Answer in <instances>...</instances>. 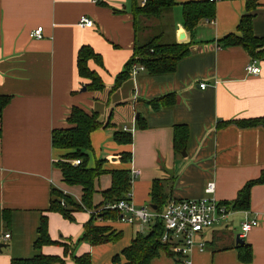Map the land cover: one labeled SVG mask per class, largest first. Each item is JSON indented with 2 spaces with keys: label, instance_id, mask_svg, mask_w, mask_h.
I'll return each instance as SVG.
<instances>
[{
  "label": "crops",
  "instance_id": "obj_1",
  "mask_svg": "<svg viewBox=\"0 0 264 264\" xmlns=\"http://www.w3.org/2000/svg\"><path fill=\"white\" fill-rule=\"evenodd\" d=\"M136 1L144 4V0H0V99L9 98L4 104L0 100V264L38 253L63 258V245L75 244L76 257L90 255L92 264H113L114 257L121 256L140 232V226L135 230L122 219L99 221V226L123 232V238L117 244L91 246L80 243L91 212L75 213L74 222L49 212L54 189L78 204L82 201V188L67 185L56 168L70 152L52 146L53 131L70 128L68 119L74 107L89 114L99 112L106 124L111 121L110 128L91 135L88 169L103 160L107 173L128 171L129 194L136 207L150 204L152 209L156 180L169 181L170 199L214 197L231 205L264 172V127L225 124L264 118V60L256 61L261 73L253 76L247 67L255 60L245 49L218 45L230 34L239 35L248 0L214 3L215 17L204 19L193 36L184 28L182 5L207 0H175L170 14L174 29L168 39L178 44L193 42V54L172 75L150 77L142 72L112 92L136 45L156 34L149 33L145 19L135 28L132 8ZM257 3L253 32L264 39V0ZM82 17L93 20L95 27H81ZM38 28H43L40 40L31 37ZM84 46L100 57V63L91 60L88 66L104 83L102 92L89 91L90 81L79 74L78 54ZM168 95L176 96L175 107L155 110L149 106V101ZM98 104L106 108L99 110ZM140 118L145 126L137 129ZM176 126L189 130L187 145L179 154L174 150ZM117 132L131 133L132 144H118L114 140ZM124 153L131 154L130 161L121 160ZM209 183L215 184L212 196L206 194ZM111 184L110 174L98 179L95 205L102 202L101 193ZM6 213L9 225L4 220ZM44 216L49 235L58 244L36 251ZM246 220L258 221L242 239L253 249L250 264H264V185L253 187L249 210H234L226 221L197 236L191 264H246L237 251L241 224ZM236 222L240 231L231 230ZM203 242L206 248L201 252L198 246ZM73 253L66 258L67 264H75ZM177 262L162 253L152 264Z\"/></svg>",
  "mask_w": 264,
  "mask_h": 264
},
{
  "label": "trees",
  "instance_id": "obj_2",
  "mask_svg": "<svg viewBox=\"0 0 264 264\" xmlns=\"http://www.w3.org/2000/svg\"><path fill=\"white\" fill-rule=\"evenodd\" d=\"M258 0H248L247 13L242 17L238 26L237 34H230L224 39L218 41L222 49L241 47L246 50L252 60H264V39L258 38L253 32V20L257 9ZM176 7L175 0H146L145 4L134 3L132 13L135 20V28L141 26V19L158 20L160 22V32L151 36L146 42L137 44L134 55L127 63L124 71L118 77L116 86L112 92H117L126 82L131 79V70L134 66H144L145 72L150 77L172 75L176 73L178 65L184 59L193 54L194 43L178 44L169 40V34L173 32L174 24L163 26L170 22V14ZM183 25L187 32L194 35L196 28L206 18L215 17L214 3L207 1L190 2L182 5ZM168 33L166 34V31ZM139 32L136 30V33ZM94 60L100 63V57L95 54L91 47L84 46L78 54V71L83 79L90 81L87 86L89 91L102 92L105 85L96 72L90 70L88 63ZM4 103L9 98L0 99ZM149 106L155 110L162 108H173L176 105V96L168 95L152 101ZM70 128L54 130L52 133V146L55 149L69 151L62 161L56 164V168L61 172L63 181L69 186H78L82 188L81 204L76 203L71 197L65 195L62 191L54 189L52 192V202L49 212L58 213L69 222H74V214L81 211L91 212V218L85 225V232L80 243H88L91 246H101L105 244H117L123 238V232H117L109 226H99V221H115L122 218L118 211L107 210L106 207L121 200H126L131 191L132 181L128 171L115 170L107 173L103 166L106 161H99L95 169H88L89 157L87 152L92 151L91 135L100 129H107L111 126L101 120L99 112L93 111L91 114L81 108L74 107L68 119ZM144 121L140 118L136 121V128H143ZM225 124H236L242 128L264 127V118L230 121ZM189 130L186 126H176L174 135V150L179 154L187 145ZM114 140L120 145L132 144L133 136L131 133L117 132L114 134ZM130 153H124L121 156L123 162L131 160ZM75 160H81V165L74 166ZM110 174L112 178L111 187L101 193L102 202L99 205L94 204L96 194V182L105 175ZM257 185H264V172L261 176L249 182L238 194L236 201L231 204L235 211H247L251 205V191ZM169 181L156 180L152 184L151 206L157 207L156 212L161 213L170 200L168 193ZM227 204V203H223ZM229 205V204H227ZM6 225L10 224L7 213L4 215ZM147 233L137 232L131 245L124 249L121 256L113 259V264H121L124 258L125 264H152L162 253L167 256L180 260V256L174 252V245L163 243L165 234V224L161 219H155L148 226ZM39 238L34 244L36 251H40L44 246L58 244L53 241L48 231V218L42 217L38 229ZM65 247L64 257L47 256L38 253L33 258L15 259L11 264H67L66 258L75 251L77 244L73 246L63 245ZM70 248L72 250H70ZM239 259L241 262L250 264L253 259V249L248 244L237 247ZM75 264H92L90 255L76 257L72 256Z\"/></svg>",
  "mask_w": 264,
  "mask_h": 264
},
{
  "label": "built area",
  "instance_id": "obj_3",
  "mask_svg": "<svg viewBox=\"0 0 264 264\" xmlns=\"http://www.w3.org/2000/svg\"><path fill=\"white\" fill-rule=\"evenodd\" d=\"M216 3L223 0H209ZM146 0H144L145 4ZM80 26L83 28H94L95 23L88 17H82ZM32 38L43 39V28H38L31 34ZM145 72L144 66H134L131 70V76L137 77L140 73ZM247 72L250 75L258 76L261 69L256 65V61L247 67ZM202 89L205 85H201ZM81 160L73 161L74 166L81 165ZM135 178V177H134ZM215 193V184L209 183L206 188V194L212 196ZM107 210L118 211L122 215V221L134 225L138 223L140 232L143 233L145 226L151 224L155 219H161L165 224V234L163 243L174 245V252L180 256V260L174 264H191V252L195 247L196 238L204 230L214 227L215 225L226 221L234 212L232 206L218 202L214 197H205L199 200L185 199L174 200L170 199L163 211L157 213L153 209L136 208L131 201L130 194L126 200H121L106 207ZM258 226L256 220H246L241 224L240 238L244 239L247 234ZM6 239L10 235L5 236ZM198 248L201 252L205 251L206 244H199Z\"/></svg>",
  "mask_w": 264,
  "mask_h": 264
},
{
  "label": "rangeland",
  "instance_id": "obj_4",
  "mask_svg": "<svg viewBox=\"0 0 264 264\" xmlns=\"http://www.w3.org/2000/svg\"><path fill=\"white\" fill-rule=\"evenodd\" d=\"M146 23H147V25L145 26L146 28H147V30L149 31V33H152V34H154V33H159V31H157V28H158V26H160V25H158V23H159V21L158 20H155V19H152V20H146ZM171 24H174L173 23V20H172V17H171V20H170V22H166V23H164L163 24V26L165 27V26H167V25H171ZM168 33V30L166 31V34ZM155 35V34H154ZM98 106V108H99V110H104L106 107L105 106H103V104H98L97 105ZM109 114V113H108ZM136 208H138L139 209V207H136ZM144 208H146V209H151V207H150V204L149 205H147L146 207H144ZM135 228V230H137V227L139 226V224L138 223H135L134 225H133ZM132 226V227H133ZM148 226V225H147ZM148 227H146V229H145V232L144 233H147L148 232ZM231 230H234V231H236V230H239L240 231V225H239V222H236L234 225H232V227H231Z\"/></svg>",
  "mask_w": 264,
  "mask_h": 264
},
{
  "label": "water",
  "instance_id": "obj_5",
  "mask_svg": "<svg viewBox=\"0 0 264 264\" xmlns=\"http://www.w3.org/2000/svg\"><path fill=\"white\" fill-rule=\"evenodd\" d=\"M84 90H86V88H84ZM152 209L156 211L157 207L152 206ZM239 244H241V245L244 244V241L242 239H240V237L237 238V245H239Z\"/></svg>",
  "mask_w": 264,
  "mask_h": 264
}]
</instances>
